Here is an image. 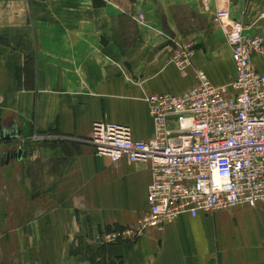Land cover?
I'll use <instances>...</instances> for the list:
<instances>
[{
	"label": "crops",
	"instance_id": "0c3cea01",
	"mask_svg": "<svg viewBox=\"0 0 264 264\" xmlns=\"http://www.w3.org/2000/svg\"><path fill=\"white\" fill-rule=\"evenodd\" d=\"M262 10L264 0H0V264H90L71 240L110 232L120 233L107 249L120 264H264L259 204L121 234L147 209L149 167L111 162L86 142L94 121L150 139L145 98L192 87L193 68L230 82L226 23L264 39ZM178 41L193 45L182 68L168 59ZM251 63L264 72L260 54ZM240 210L252 218L237 232ZM218 215L227 220L215 227Z\"/></svg>",
	"mask_w": 264,
	"mask_h": 264
},
{
	"label": "built area",
	"instance_id": "2783aa9c",
	"mask_svg": "<svg viewBox=\"0 0 264 264\" xmlns=\"http://www.w3.org/2000/svg\"><path fill=\"white\" fill-rule=\"evenodd\" d=\"M264 16V10L258 14ZM233 79L212 84L200 69L196 83L179 93L145 98L152 137L133 138L128 126L94 121L86 142L111 162L145 163L147 209L121 234L133 238L161 231L179 215L211 214L234 207H264V72L251 63L264 60V40L247 35L240 20L226 23ZM193 45L178 41L169 51L177 67L189 65ZM120 233H106L108 241Z\"/></svg>",
	"mask_w": 264,
	"mask_h": 264
},
{
	"label": "rangeland",
	"instance_id": "374dc122",
	"mask_svg": "<svg viewBox=\"0 0 264 264\" xmlns=\"http://www.w3.org/2000/svg\"><path fill=\"white\" fill-rule=\"evenodd\" d=\"M168 59H169V56H168ZM193 69H195V68H193ZM197 69H199V68H197ZM193 73H194V71H193ZM49 136H52V135H49ZM42 140L44 143H46V137H43ZM37 142L39 143L40 140ZM258 215H259L260 219L264 218L263 214H258ZM251 218L252 217L248 214V211L240 210L230 220L233 221L234 227L237 229V232H242L249 225V219H251ZM213 219H214L215 227L221 226L220 223L222 221H226L227 216L218 215V216H214ZM250 227H252V226L250 225L248 228H250ZM102 231H100V232H102ZM177 235H179V234L177 233V234L173 235L174 237L171 235L172 238H171L170 242H168L169 246H172L175 248L176 244H177L176 242H178V245L181 246V244H182L181 242H183V239L181 236H177ZM113 242H116V240L105 241V240H102L101 238L92 239V238H87L84 236H77L73 240H71L70 252L73 255H75V254L83 255L84 258L90 264H120V261H118L117 259H111L107 253V249H108L109 244H111ZM89 256L92 258L91 262L88 260Z\"/></svg>",
	"mask_w": 264,
	"mask_h": 264
},
{
	"label": "trees",
	"instance_id": "16d2710c",
	"mask_svg": "<svg viewBox=\"0 0 264 264\" xmlns=\"http://www.w3.org/2000/svg\"><path fill=\"white\" fill-rule=\"evenodd\" d=\"M88 260L91 262V261H92V258L89 256V257H88Z\"/></svg>",
	"mask_w": 264,
	"mask_h": 264
}]
</instances>
